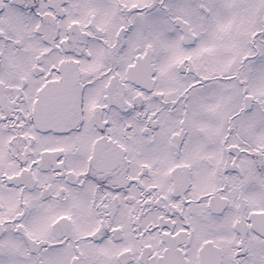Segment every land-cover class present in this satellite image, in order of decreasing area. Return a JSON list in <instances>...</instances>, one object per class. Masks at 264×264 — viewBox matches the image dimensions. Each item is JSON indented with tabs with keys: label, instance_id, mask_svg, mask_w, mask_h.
I'll use <instances>...</instances> for the list:
<instances>
[{
	"label": "snow or ice",
	"instance_id": "1",
	"mask_svg": "<svg viewBox=\"0 0 264 264\" xmlns=\"http://www.w3.org/2000/svg\"><path fill=\"white\" fill-rule=\"evenodd\" d=\"M0 264H264V0H0Z\"/></svg>",
	"mask_w": 264,
	"mask_h": 264
}]
</instances>
